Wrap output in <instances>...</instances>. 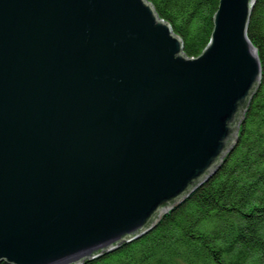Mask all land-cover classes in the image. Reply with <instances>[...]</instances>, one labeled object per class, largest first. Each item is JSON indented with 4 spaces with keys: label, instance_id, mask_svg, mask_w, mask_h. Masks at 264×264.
I'll return each mask as SVG.
<instances>
[{
    "label": "water",
    "instance_id": "1",
    "mask_svg": "<svg viewBox=\"0 0 264 264\" xmlns=\"http://www.w3.org/2000/svg\"><path fill=\"white\" fill-rule=\"evenodd\" d=\"M257 0H220L197 58L148 0H0V262L133 242L235 148L263 67Z\"/></svg>",
    "mask_w": 264,
    "mask_h": 264
},
{
    "label": "trees",
    "instance_id": "2",
    "mask_svg": "<svg viewBox=\"0 0 264 264\" xmlns=\"http://www.w3.org/2000/svg\"><path fill=\"white\" fill-rule=\"evenodd\" d=\"M148 1L182 38L185 54L199 57L220 0ZM248 35L263 77L220 169L147 234L84 264H264V0L255 4Z\"/></svg>",
    "mask_w": 264,
    "mask_h": 264
}]
</instances>
